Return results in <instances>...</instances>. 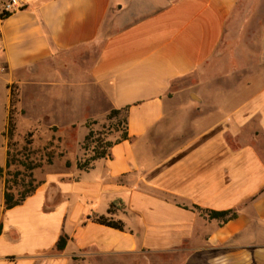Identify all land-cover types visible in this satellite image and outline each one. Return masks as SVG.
Listing matches in <instances>:
<instances>
[{"label": "crops", "instance_id": "crops-1", "mask_svg": "<svg viewBox=\"0 0 264 264\" xmlns=\"http://www.w3.org/2000/svg\"><path fill=\"white\" fill-rule=\"evenodd\" d=\"M26 3L0 17V167L12 111L17 133L85 139L89 121L127 108L129 138L88 170L77 168L87 153L49 164L7 211L0 180V264H264V24L247 46L233 43L240 0ZM157 146L166 157L141 165L137 149ZM113 203L122 210L110 214ZM196 206L238 216L211 220Z\"/></svg>", "mask_w": 264, "mask_h": 264}, {"label": "rangeland", "instance_id": "rangeland-1", "mask_svg": "<svg viewBox=\"0 0 264 264\" xmlns=\"http://www.w3.org/2000/svg\"><path fill=\"white\" fill-rule=\"evenodd\" d=\"M232 24L234 28L233 43L237 45L244 43L247 46H252V43L256 41L258 31L264 24V0H240ZM2 118H4V113L1 114L0 111V123H2ZM13 119L16 124L15 115ZM121 119L122 116L116 119H110L106 116L99 120L89 121L90 129L95 132L92 139H102L103 143L116 141L122 135L121 131L124 129L123 124H120ZM74 130L69 129L64 132L54 130L35 134L28 133L27 135V124L18 125V133L15 131L10 147L12 164L9 168L2 167V171H0V180L4 184L9 182L10 192L16 198L32 186L30 181H33V184L37 187L47 181L49 164L53 163L52 165L55 167L53 169L61 171L66 169L65 162L67 160L73 165L76 158H86L83 157L86 153L87 158L93 155V148L96 143H86L85 139L82 138V131L79 129L78 132L76 129ZM117 130H120V132H117ZM191 130L188 129L186 134H192ZM25 133L26 135L21 137ZM18 134L20 137H18ZM167 150L169 149L158 146L152 149L138 148L139 162L144 166L156 165L166 157ZM118 209L122 210V205L116 203L114 211L117 212ZM2 214L0 183V219ZM45 230L48 231V229ZM76 259L77 264H80V258ZM104 262L105 264H145L144 260L135 262L130 259L109 262L105 260Z\"/></svg>", "mask_w": 264, "mask_h": 264}, {"label": "trees", "instance_id": "trees-1", "mask_svg": "<svg viewBox=\"0 0 264 264\" xmlns=\"http://www.w3.org/2000/svg\"><path fill=\"white\" fill-rule=\"evenodd\" d=\"M10 14L9 13H2L0 14L1 18H6L8 17ZM15 104V98L12 97V106ZM127 108L125 109H121V110H112L111 113L108 115V118L110 119H116L122 116L121 122L123 124V131H122V135L121 138L119 140H117L116 142L112 143H103L102 139H97L94 140L92 139L95 136V132L93 129H90L89 133L86 135L85 137V142L88 144L91 143H96L95 147L93 148V155L89 158H86L85 160L81 159L77 162V168L80 170H88L93 166V163L98 160V159H102V158H107L110 156V154L108 153L109 149L116 143H119L123 140H127L129 138L128 136V132H127V126H126V114H127ZM13 111L11 112L10 115V123H9V135L11 136V138L14 135L15 132V123L13 121ZM86 126L88 128H90L89 122L86 124ZM85 148V146H84ZM10 152H9V156H8V162L6 165V168H9L12 164V159L10 157ZM51 162V161H50ZM67 167L71 166V163L68 162L66 163ZM0 171H2V168L0 167ZM30 184H32V186L24 193H22L18 198L15 197V195L13 193L10 192V186H9V182H6L5 184V191H4V209L10 210L13 209L19 205H21L29 196H31L37 186L33 184V181H30ZM116 203H113L109 213H113V206H115ZM196 208L200 211H202V213L204 215H206L209 219L213 220H221L222 222H228L230 220H234L237 218L238 213L235 210H226V211H209V210H203L199 207L196 206ZM94 220L102 225L108 226V227H112L115 229H119V230H124V224L121 221H115L113 220L111 217H107V216H94ZM3 227L2 225H0V235L2 233ZM67 245V237L66 236H61L59 242H58V250L59 251H63L66 248Z\"/></svg>", "mask_w": 264, "mask_h": 264}, {"label": "built area", "instance_id": "built-area-1", "mask_svg": "<svg viewBox=\"0 0 264 264\" xmlns=\"http://www.w3.org/2000/svg\"><path fill=\"white\" fill-rule=\"evenodd\" d=\"M27 5L26 0H6L1 9L2 13H13L15 11L25 8Z\"/></svg>", "mask_w": 264, "mask_h": 264}]
</instances>
